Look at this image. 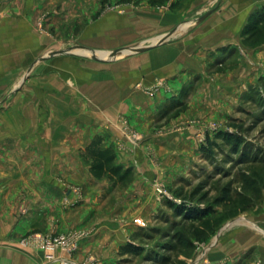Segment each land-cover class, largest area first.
<instances>
[{
  "label": "rangeland",
  "instance_id": "374dc122",
  "mask_svg": "<svg viewBox=\"0 0 264 264\" xmlns=\"http://www.w3.org/2000/svg\"><path fill=\"white\" fill-rule=\"evenodd\" d=\"M230 1L237 0L0 1V40H12L13 48V40H21L20 60L13 62L11 75L0 77V119L7 114L12 97L23 91L35 73L34 64L42 66L53 52L83 53L89 60H97L95 55L112 58L110 64L143 53L118 55L115 51L120 48L161 39L171 44L189 35L196 44L190 50V57L196 59L191 68L181 70V84L172 85V78L158 76L146 84L144 72L130 83L143 92L145 100H154L158 94L164 98L147 112L151 120L143 130L126 115L119 118L124 138L118 148L135 146L138 156L120 161L112 148L115 162L132 168V181L121 186L93 176L91 182L68 186L71 198L66 190L55 189L67 200L66 210L85 197L95 200L98 204L89 215L91 225L83 228L77 223L75 228L58 230L55 221L41 228L38 223L21 236L0 235V245L60 250L73 258L82 238L106 227L122 234H118L119 242V237L114 241L107 264H207V253L224 234L237 228L257 230L254 224L264 230V23L260 24L264 22V2L238 14L237 30L230 33V40H211L209 45L196 35L198 30L203 34L205 23L217 26L207 34L215 39L220 37L218 32H226L224 27L232 29L219 16L208 18ZM255 25L261 28L254 30ZM175 28L171 36L163 37ZM89 36L97 40H89ZM3 50L7 53L8 45ZM150 71L147 75H154ZM81 160L88 168L90 161ZM135 167L141 178L137 184L141 180L142 187L131 193ZM99 189L100 195L95 196ZM170 203L206 210V214L199 219L185 217ZM33 210L35 205L28 203L11 207L17 216ZM19 223L12 221V227ZM5 224L8 222L0 221V228ZM261 230L257 232L264 234ZM47 240L55 246H47ZM130 244L143 251L121 254L122 247ZM87 250L77 263L99 264L103 246L93 242Z\"/></svg>",
  "mask_w": 264,
  "mask_h": 264
},
{
  "label": "crops",
  "instance_id": "0c3cea01",
  "mask_svg": "<svg viewBox=\"0 0 264 264\" xmlns=\"http://www.w3.org/2000/svg\"><path fill=\"white\" fill-rule=\"evenodd\" d=\"M262 2L237 0L225 3L208 18L219 16L220 21L231 23L232 29L224 27L226 32H218L220 37L215 39L214 35L207 34L217 26L205 23L203 34L198 30L196 35L208 40L209 45L213 44L211 40H230V33L234 35L237 30L235 20L238 14L248 11L247 6ZM216 12L221 13L216 15ZM221 35L226 36L223 39ZM89 40L97 39L89 36ZM13 41L15 48L12 40L8 43L0 40V77L11 75L15 62L20 60L21 40ZM4 45H8L7 53L3 50ZM195 45L189 35L178 42L162 43L139 52L142 54L138 56L110 64L111 59L89 60L83 58V53L53 54L42 66L34 62L35 73L27 80L23 91L12 97L10 108L4 112L7 114H2L0 119V206H3L0 221L8 222L0 228V235L21 236L38 223L39 228L47 226L48 221L57 222L58 230L75 228L72 226L77 223L83 228L91 225L89 215L98 203L85 197L82 203L66 210L63 205L67 200H63L55 189L66 190L67 198H71L68 186L91 182L93 175L81 157L84 148L96 135L104 137L107 145L115 148L120 161L131 155L138 156L135 146H120L119 150L118 144L124 138L123 122L119 118L126 115L133 125L142 126L143 130L146 122L151 120L147 112L164 98L158 94L154 100H145L143 92L134 90L130 83L138 79L141 72L145 73L143 82L146 84L153 76L169 81L172 78V85L179 83L181 70L191 68L196 59L194 55L190 57V50L195 49ZM152 56L156 60L151 59ZM149 71L154 75L148 76ZM135 170L137 175L129 188L131 193L142 187L141 180L137 184L141 179L138 168ZM101 190H97L95 196L100 195ZM27 203L35 205V210L24 216L11 211L15 204L24 206ZM50 209L54 212L50 213ZM12 221L21 223L12 227ZM254 226L261 230L256 224ZM257 230L237 228L224 234L207 253V264H264V234ZM118 234L116 229L106 227L89 232L80 241L79 252L73 258L60 250L0 245V264H58L67 261L66 264H78L93 242L103 246V251L98 253L99 264H107L114 241L118 237V242L121 240L122 234ZM49 253L51 258H47Z\"/></svg>",
  "mask_w": 264,
  "mask_h": 264
},
{
  "label": "trees",
  "instance_id": "16d2710c",
  "mask_svg": "<svg viewBox=\"0 0 264 264\" xmlns=\"http://www.w3.org/2000/svg\"><path fill=\"white\" fill-rule=\"evenodd\" d=\"M261 23L264 22H260V24ZM258 27L261 28V26L255 25L253 26V29L255 30ZM253 29H251L252 32ZM82 155L84 159L90 161L89 171L95 178L99 179L105 177L114 185L116 184L121 186L130 183L133 179L132 168L123 167L122 165L115 162L114 149L109 145H104L103 137L100 135H96L92 139V141L82 151ZM170 206L174 211H180L179 214L182 216L184 215L185 217L189 216L191 218L199 219L206 214V210H189L187 207H185V204L170 203ZM177 242L182 243V240L178 238ZM169 245L173 246V244ZM142 251L143 248L130 244L123 246L120 253L133 254ZM159 253L160 252H156V254ZM160 255L164 256L166 259L168 258V256H165V254L161 253Z\"/></svg>",
  "mask_w": 264,
  "mask_h": 264
},
{
  "label": "water",
  "instance_id": "95a60500",
  "mask_svg": "<svg viewBox=\"0 0 264 264\" xmlns=\"http://www.w3.org/2000/svg\"><path fill=\"white\" fill-rule=\"evenodd\" d=\"M175 30H176V28L174 30H171L167 34H165L163 37L171 36L175 32ZM165 42H166V40L161 39V40H157L156 42L154 41V42H152L149 45H139V46L133 47L131 49H129V48H120V49H118L115 52H118V55H124V54L132 53V52H141V51L149 50V49H151V48H153L155 46H158L159 44L165 43ZM63 53H67V51L59 50L58 52L51 53V55H53V54H63ZM94 57L96 59H99V60H110V59H112V58L105 59V58H102V56H96V55Z\"/></svg>",
  "mask_w": 264,
  "mask_h": 264
},
{
  "label": "built area",
  "instance_id": "2783aa9c",
  "mask_svg": "<svg viewBox=\"0 0 264 264\" xmlns=\"http://www.w3.org/2000/svg\"><path fill=\"white\" fill-rule=\"evenodd\" d=\"M42 242V241H41ZM42 244H43V242H42ZM46 244H47V246H49L50 248H53L54 246H55V243H53V242H50V241H46ZM63 263V262H62Z\"/></svg>",
  "mask_w": 264,
  "mask_h": 264
}]
</instances>
